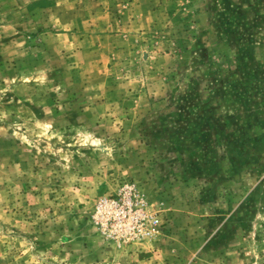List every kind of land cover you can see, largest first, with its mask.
I'll list each match as a JSON object with an SVG mask.
<instances>
[{"label": "rangeland", "instance_id": "obj_1", "mask_svg": "<svg viewBox=\"0 0 264 264\" xmlns=\"http://www.w3.org/2000/svg\"><path fill=\"white\" fill-rule=\"evenodd\" d=\"M0 264H264V0H0Z\"/></svg>", "mask_w": 264, "mask_h": 264}, {"label": "built area", "instance_id": "obj_2", "mask_svg": "<svg viewBox=\"0 0 264 264\" xmlns=\"http://www.w3.org/2000/svg\"><path fill=\"white\" fill-rule=\"evenodd\" d=\"M101 208H107V210L112 211V214L107 216L106 224L110 227H123L127 228L128 231H131L130 236L139 237L142 235V230L135 231L134 225L137 223H142V221L146 218L144 213L143 205L139 202L138 199H134L132 196L125 199V204H120L119 201L113 200H104ZM132 223L133 226L129 227V223ZM144 230V228L142 227ZM117 232V231H116ZM118 233V232H117ZM145 234V233H144ZM120 238L121 233H119ZM117 236V238L119 237Z\"/></svg>", "mask_w": 264, "mask_h": 264}]
</instances>
